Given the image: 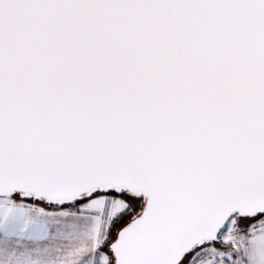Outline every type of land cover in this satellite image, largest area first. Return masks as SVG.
I'll use <instances>...</instances> for the list:
<instances>
[{
	"label": "snow or ice",
	"instance_id": "obj_1",
	"mask_svg": "<svg viewBox=\"0 0 264 264\" xmlns=\"http://www.w3.org/2000/svg\"><path fill=\"white\" fill-rule=\"evenodd\" d=\"M0 264H264V0H0Z\"/></svg>",
	"mask_w": 264,
	"mask_h": 264
}]
</instances>
